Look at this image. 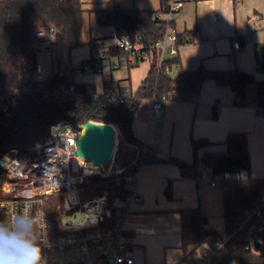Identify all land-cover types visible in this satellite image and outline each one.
Listing matches in <instances>:
<instances>
[{"label": "trees", "instance_id": "obj_1", "mask_svg": "<svg viewBox=\"0 0 264 264\" xmlns=\"http://www.w3.org/2000/svg\"><path fill=\"white\" fill-rule=\"evenodd\" d=\"M111 2L114 4L112 8L92 10L100 26L113 27L115 35L127 36L134 43L148 49L162 37L166 23L158 20L157 15L167 11L169 0H161V9L158 12L125 9L118 5L117 0ZM85 11L83 0H0V96H6L13 88L21 87L24 67L27 68L30 78L29 90L21 92L11 106L9 115L0 113V158L11 149L24 152L36 142L44 141L49 136L51 127L61 121H67L74 126L95 121L114 124L121 140L139 148L141 153L137 163L128 165L133 171L145 163L174 164L184 178L196 177L200 166L214 173L250 170L251 158L244 132L229 133L225 140V151H209L202 155L200 150L211 142L205 138L194 139V161L187 163L173 156L165 159L143 154V142L134 134L133 122L144 99L171 92H177L184 99L197 98L206 80H215L218 85L229 86L235 93V103L238 105L249 104L247 89L254 85L256 104L264 107V80H258L253 72L237 68L209 70L200 66L193 71H181L175 80L169 70L179 63L178 57L166 58L159 66L158 55L155 53L147 76L133 97L124 102L110 100L105 95L96 96L94 91L88 93L87 85L76 82L73 76L61 77L54 73L40 84L33 82L32 75L37 71L39 48L42 45L37 32L43 27L54 26L55 45L69 50L80 47L85 44ZM186 40H192L191 32L179 34V42ZM95 41L89 42L91 52L96 50ZM112 50L117 51L114 47ZM255 57L258 69L264 70V44L257 47ZM70 85L75 86L76 94L56 93L62 86ZM121 163L127 164L122 160ZM5 180L6 173L0 166V192ZM263 188V180L250 176L228 183L222 188L223 231L208 228V219L199 206L181 209V249L184 258L190 260L198 248L213 245L224 234H230L222 255L214 258L210 264H264V236H256L254 252L245 247L247 236L237 232L245 211L259 201ZM105 191L109 192L108 205L112 209V217L101 223V226L115 227L120 216L113 202L117 197L127 196L129 189L124 183L119 184L114 174L108 177L94 174L89 177L83 198L99 197ZM166 194L170 199L173 197L171 183L167 186ZM6 220V214L0 207V224L6 226Z\"/></svg>", "mask_w": 264, "mask_h": 264}, {"label": "crops", "instance_id": "obj_2", "mask_svg": "<svg viewBox=\"0 0 264 264\" xmlns=\"http://www.w3.org/2000/svg\"><path fill=\"white\" fill-rule=\"evenodd\" d=\"M117 3L125 9L156 12L161 9V0H117ZM173 25L179 34L191 32L192 40L179 42L178 54L167 57L179 59L169 70L171 75L177 72L178 76L183 70L193 71L202 66L209 70L237 68L253 72L258 80H264V70L258 69L255 57L257 47L264 44V0H183L182 9L174 15ZM108 28V33L91 38L90 41L96 40V50L113 48L115 30ZM43 50L40 48L39 53ZM50 57L53 63V54L45 59ZM65 64L68 63L58 62V69L52 75ZM141 64L127 67L132 69ZM150 66L151 63L144 69V78ZM123 80L128 81L107 80L100 75L85 84L88 91L98 94L119 95L122 88L127 87L134 95L138 87L133 88L130 76ZM247 96L249 104L238 105L229 86L206 80L197 98L167 102L161 115L152 111L150 99H144L133 122L134 134L143 142L142 153L165 159L173 156L192 163L194 139L205 138L211 142L200 150L202 155L209 151H225L227 135L244 132L251 158L250 170L244 173L263 180L264 107L256 104L254 85L248 87ZM140 153L137 146L121 140L120 160L127 162L123 166L135 165ZM119 161L117 164L122 166ZM201 168L205 167L200 166L198 170ZM138 169L141 201L132 207L125 222L134 254L140 264H190L181 249L180 211L199 206L208 219V228L223 231L222 188L196 177L184 178L179 168L171 163H145L135 170ZM169 183L171 199L166 194Z\"/></svg>", "mask_w": 264, "mask_h": 264}, {"label": "built area", "instance_id": "obj_3", "mask_svg": "<svg viewBox=\"0 0 264 264\" xmlns=\"http://www.w3.org/2000/svg\"><path fill=\"white\" fill-rule=\"evenodd\" d=\"M182 7L183 0H169L167 11L157 15V19L164 21L166 27L162 37L149 49L134 43L127 36L115 35L113 47L117 51L110 48L96 50L90 60L76 65L65 64L56 73L61 77L74 76L75 72L82 71L109 75L121 66L151 63L155 53L161 66L168 56L178 54L179 33L173 20ZM55 35L54 26L43 27L37 32L38 38L42 40L41 47L46 52L53 53ZM236 45L238 46L237 43ZM43 80L45 78L38 66L32 75V81L40 84ZM29 81L27 68L24 67L21 87L13 88L6 96H0V113L9 115L11 106L21 92L29 90ZM56 93L72 95L77 91L74 85H70L62 86ZM100 95L120 102L133 97L127 87L122 88L119 95L96 93V96ZM185 100L188 98L180 97L177 92L153 96L150 98L151 109L161 115L167 102ZM82 131L81 125L74 126L61 121L51 127L49 136L44 141L36 142L24 152L11 149L3 154L0 166L6 173V180L0 192V207L6 214V226L9 223L15 224L19 215L35 222L34 235L41 248V264H140L132 250L133 243L125 222L132 207L141 201L138 194L141 173L139 169L133 171L128 166L118 165L114 158L103 169H95L89 165V161L81 160L77 155L76 140ZM94 174L101 177L114 174L116 181L124 183L129 189L127 196L117 197L113 202L120 216L115 227L101 226V223L112 217L108 191L99 197L83 199L89 177ZM247 177L244 172L214 173L208 168H201L196 172V178L221 188ZM92 208H96V223H75V220ZM237 232L247 236L245 247L255 252L256 236H264V188L259 201L245 211ZM230 237V234H224L215 244L198 249L192 254L190 264H210L214 258L222 255Z\"/></svg>", "mask_w": 264, "mask_h": 264}, {"label": "rangeland", "instance_id": "obj_4", "mask_svg": "<svg viewBox=\"0 0 264 264\" xmlns=\"http://www.w3.org/2000/svg\"><path fill=\"white\" fill-rule=\"evenodd\" d=\"M113 5L114 4L111 2V0H83V7L86 10L84 13V27H83L85 44H83L80 47L74 48L72 50H69L67 48H64L58 45H54L53 53L46 52L45 50H43V53L38 54V66L40 69V73L45 77H49L50 75H52V72L58 69L59 60L62 61V65L65 62L72 64V65L82 64L83 62L90 60L92 58L91 47L89 44L91 38L104 35L105 33H108L110 31V28L102 27L97 23L96 14L92 10L95 8L113 7ZM50 54H53L54 56L53 63H51V57L48 60L45 59ZM52 64H53V68H52ZM148 67H149V62H144L139 67H135L132 69H129L127 66H123V67L114 69L112 71V75L111 74L102 75V74H96V73H92L88 71H82L80 73L75 72L74 79L76 82L86 83L89 81H93L95 80V78L100 77V75H102L107 80L113 79L114 81H117V80L122 79V82H124L128 80H123V79L128 78L130 76L133 88L137 89L141 79L144 78V75H145L144 69ZM172 77L176 80L178 78L177 72H174L172 74ZM114 87L115 86L112 85L113 89H115ZM120 150H121V136H120V133L117 132L116 147H115L114 156H113L115 160L120 159ZM122 161H125V160H122ZM88 163L91 167L95 169L97 168V166L94 165L93 161H89ZM119 164L123 166V164L121 163V160L119 161ZM72 167H73V162H72Z\"/></svg>", "mask_w": 264, "mask_h": 264}, {"label": "clouds", "instance_id": "obj_5", "mask_svg": "<svg viewBox=\"0 0 264 264\" xmlns=\"http://www.w3.org/2000/svg\"><path fill=\"white\" fill-rule=\"evenodd\" d=\"M35 222L19 215L15 224H0V264H41Z\"/></svg>", "mask_w": 264, "mask_h": 264}, {"label": "water", "instance_id": "obj_6", "mask_svg": "<svg viewBox=\"0 0 264 264\" xmlns=\"http://www.w3.org/2000/svg\"><path fill=\"white\" fill-rule=\"evenodd\" d=\"M83 131L77 138V155L105 168L114 156L117 127L112 123L88 121L81 125Z\"/></svg>", "mask_w": 264, "mask_h": 264}, {"label": "bare ground", "instance_id": "obj_7", "mask_svg": "<svg viewBox=\"0 0 264 264\" xmlns=\"http://www.w3.org/2000/svg\"><path fill=\"white\" fill-rule=\"evenodd\" d=\"M83 160V158H81ZM96 208H92L90 212H87L86 214L82 215L81 218L75 220V223H81V224H88V223H96L97 221V215H96Z\"/></svg>", "mask_w": 264, "mask_h": 264}]
</instances>
